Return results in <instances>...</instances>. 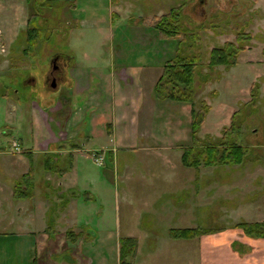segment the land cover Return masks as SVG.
Returning <instances> with one entry per match:
<instances>
[{
  "label": "rangeland",
  "instance_id": "374dc122",
  "mask_svg": "<svg viewBox=\"0 0 264 264\" xmlns=\"http://www.w3.org/2000/svg\"><path fill=\"white\" fill-rule=\"evenodd\" d=\"M150 2L154 4L153 0ZM217 2L221 13L215 16V11L213 12V8H210L215 7L213 5ZM217 2L209 0L207 11L209 10V15L213 14L210 17L211 21L205 25L209 31L225 33L232 38V35L237 34L238 31H235V26L231 25L230 19L234 17L233 14L241 10L239 11L241 21H251L252 26L249 29L255 35L253 43H249L246 49L251 53L249 57L245 56L244 65L239 64L230 69L221 67V72H212L211 76L215 80H212L211 85L218 82L216 85L222 86V80L219 81V78L226 80L228 85H233L227 92L218 89L213 96V94H207V89L203 85V77L209 73L206 68L211 53L209 51L213 46H220V42L214 41V38L207 34L201 36L202 34L197 32L198 35H196V30H193L188 36L189 40L183 44L178 41L167 44L156 43L153 35L154 29L148 31V20L144 12L148 9V16L151 15L149 13L153 10V6L149 2L141 3L140 6L136 0H0V101L2 95H9L14 98V101L21 102L22 107L29 102L34 103L40 110H46V101L56 104L61 100L63 102L67 94L73 95L71 109L75 112L79 109L76 113L80 115L84 112L83 121L69 124L66 130L78 133L77 142L80 148L84 149L86 144L84 150H90L88 151L90 153L85 152L84 154L87 157H78L80 159L77 158L75 162L78 175L84 178L80 180L78 189L82 190L87 185L86 177L105 181V188L111 189L106 193H98L95 202L96 209L89 211L87 217L85 214L79 216V221L97 228L100 231L99 241L102 244H107L108 238L113 239L119 236L126 238L129 228H136L142 232L136 236L144 238L142 240H146L145 238L149 240L142 244L141 257L131 258L132 264H202L200 236L191 240L176 241L171 237V231L182 230L187 225L202 233L214 232L235 224L237 219L235 215H232L233 203L231 202H234L235 194L229 192L234 187L232 185L235 178L232 173L234 166H201L198 170L184 167L179 152L171 153L172 157L169 152L165 151H162L163 155L152 154V157H149L138 151H115V159L113 160L110 154L105 153V163L99 167L92 155L102 151L99 149L106 147L107 141L91 140L87 143L86 136L91 133L90 114L84 104L90 95L87 93L79 96L75 90L73 91L71 85H109L107 82L115 79L117 85H145L139 82L141 74L136 73L135 75L130 72L126 75L124 70L128 68H144L148 71L147 74L151 75L148 84L153 85V81L160 76L167 62L177 61L179 58L188 60L196 58L198 64L194 78V91L197 107H201L200 102L205 101L206 96H210L209 100L214 99L217 103L234 104L237 100L236 93L240 94L241 85H251L253 80L259 81L260 86L264 85V0H217ZM252 3L255 4L254 9H252ZM234 4L236 5L235 10L224 14L230 11ZM112 7L118 9L113 12L114 14L110 12ZM192 14L195 19L207 18L201 14L199 9L193 11ZM217 20H222V22L219 24ZM32 29L36 32L32 38L34 46L30 48L29 34ZM186 34L189 33L182 35ZM194 36H201L200 41L196 40L195 43L192 38ZM178 45L181 51L176 53L174 50ZM61 53L63 54L61 61L67 62L66 81L68 83H60L51 87L46 85L47 74L52 67L53 56ZM140 57L142 60L146 59L148 69L145 68V61L142 63ZM245 65L252 68H246ZM127 76L130 80L126 78ZM31 77L35 78V83L29 82ZM216 85L213 88H216ZM15 91H18V94H15ZM262 94L264 95V90ZM248 97L249 95L245 99ZM251 97L250 95L249 98ZM242 107L239 106V110ZM255 108L256 112H250L246 117L240 142L249 146L262 144L264 148V100L262 95ZM53 116L55 123L53 129L57 132L60 129L65 130V113L56 112ZM28 119L27 117L19 125L16 122H10L12 127L8 130L9 132H6L0 123V147L2 149L13 151L12 143L23 141L24 151L27 150ZM223 122H218L216 125L220 128ZM229 123L231 125V122ZM161 125L164 129L163 134L170 136L171 127L167 121H163ZM216 125L213 122L209 124L208 129H214ZM157 129L160 128L157 127ZM182 137L183 135L180 136ZM200 137L202 138L201 132ZM182 144V147H190L192 140L190 139L188 143L182 142ZM260 153V150L254 149L250 159L258 160ZM164 156H169L173 162L168 163ZM45 162L47 161L42 155L35 157L33 172L37 180L43 173ZM127 162L131 164V183L124 178L125 168L129 166L126 165ZM172 166L176 167L177 171ZM251 171L248 170L249 173ZM172 176L177 177V184L171 186L168 179ZM155 177H161V180L166 182L161 185L163 193L159 195L154 192L156 188L153 186L154 182L145 184L142 181L145 178L152 180ZM208 179L213 180L210 186L207 184ZM11 181V175L0 173V182L10 183ZM157 188L160 187L157 186ZM21 190L23 191L22 188ZM176 190L181 193L179 195L180 202H183L179 204V206L183 205L181 209L186 210L185 206L189 204L190 209L193 210L192 213L189 212L191 217L188 219H185L184 215L181 216V212L171 210V194L172 191L175 194ZM80 198L82 199L80 201H83L88 197L84 193ZM145 199L149 200V209L155 213L153 214L155 216L134 215L135 212L143 213L145 207L142 204ZM87 201L89 202V199ZM73 219L75 218L70 216L65 224L70 226ZM130 219L135 223L128 225ZM184 219L187 223L183 222ZM143 222L146 227H139ZM67 225L61 222L60 227L66 228ZM107 231H112V233L109 234ZM83 252L92 253L91 249H85ZM94 252L106 258L107 264H117V259L111 254L109 248Z\"/></svg>",
  "mask_w": 264,
  "mask_h": 264
},
{
  "label": "crops",
  "instance_id": "0c3cea01",
  "mask_svg": "<svg viewBox=\"0 0 264 264\" xmlns=\"http://www.w3.org/2000/svg\"><path fill=\"white\" fill-rule=\"evenodd\" d=\"M136 1L140 6L141 3H151V0ZM188 1L153 0L154 4L151 3L153 10L149 13L152 16H148V9L144 8L145 17L148 20V31L154 29L153 35L156 43L167 44L168 42L178 41L183 44L189 40L188 36L193 30H196V35L199 32L202 34L201 36H204V34L212 36L214 41L220 42V46L228 42H235L236 34L229 38L225 33L211 32L206 28L205 25L211 21L210 17L213 15H209V10L207 11L209 0H190V3ZM214 1L217 2V0ZM216 4L214 3L213 6L215 7L210 9L213 8L212 11L216 13L214 15L218 16L221 9L218 6L219 3ZM251 6L254 9L255 4L252 3ZM235 7L234 4L230 11L224 12V14L232 13ZM196 9H199L201 14L207 18L203 17V20L195 19L192 12ZM116 10L118 9L112 7L110 9L111 14ZM239 11L232 15L234 17L230 19L231 25L235 26V31H245L253 37L255 34L249 29L252 26L251 21H241L242 17H240L241 13ZM168 15L171 20L176 22L177 26H184L183 30H186V32H182L175 37L164 35L156 27V24L162 17ZM112 16L114 17V15ZM113 17L112 19H114ZM141 19L144 20V17L141 16ZM217 21L219 24L222 22V20ZM185 33L189 34L182 35ZM201 36L192 38L196 43V40L200 41ZM220 46L211 47L209 52ZM174 51L176 53L181 51L179 45ZM250 53L247 50L242 53L237 65H244L243 60L245 56L249 57ZM140 59L142 63L146 60H142L141 57ZM144 65L145 68H149L146 61ZM160 66H163V64H160ZM245 66L246 68H252L248 65ZM220 68H216L214 72H221L222 69ZM124 72L126 75L130 72L135 75H137L136 73L141 74V81L139 80V82L145 85H117L116 79L108 81L107 84L109 85H71L73 91L75 90L79 96L87 93L90 95L84 104L90 114L89 128L91 133L86 136L87 143L91 140L107 141V146H103L99 150L110 154L113 160L116 157V152L119 151H138L149 157H152V154L163 155L162 151L169 152V154L179 152L182 157L183 149L186 148L182 147V142L188 143L191 139L192 106L158 97L156 87L164 69L162 73L159 72L160 76L153 81V85L148 84L151 75H148V71L144 68H128ZM126 78L130 80L128 76ZM221 80L222 86L216 85L218 82L211 85L212 81L204 85L207 94L215 96L218 89L227 92L228 89L232 88L233 85H228L226 80L219 78V81ZM258 82L253 80L251 85H241L240 94L236 93L237 100L234 104L229 102L217 103L214 99L209 100L210 96H206L205 102L210 107V111L201 129L202 138L211 136L220 139L223 130L230 126L229 122H232L234 115L240 111L239 106H244L252 100V97L249 98L251 90L253 85ZM214 85H216V88H213ZM244 90H246V93H244ZM263 90L264 85H261L260 91L264 100ZM15 94H18V91H15ZM248 95V99H245ZM1 97L0 123H2V127L5 128L6 132L12 127L10 122H16L19 125L27 117L29 118V126L27 130V150L24 151L23 141H14L20 145V153L0 147V173L12 177L10 183L0 182V264H107L108 260L94 251L108 250V248L111 254L116 257L117 264H119L120 241L123 237L108 238V243L102 244L99 241L100 231L88 223L80 222L78 218L84 214L87 217L89 211L96 209L95 202L98 193H106L111 189L105 188V181H98L93 177H86L87 185L82 190L78 189L80 180H84V178L78 175L75 162L78 157H87L84 154L90 150H84L86 144L84 149L80 148L79 142H77L78 133L66 130L69 124L83 121L84 112L80 115L76 113L79 109L76 112L71 109L73 95L67 94L63 102L61 100L56 104L46 101V110H40L34 103L29 102L22 107L21 102L14 101V98L9 95H2ZM56 112L65 113V130L60 129L57 132L53 129V126H55L53 115ZM165 120L171 127L170 136L163 134L164 129L161 123ZM222 121H224V124L219 128L216 123ZM213 122H215L216 127L208 129L209 124ZM157 127L160 129H157ZM174 133L176 134L174 135ZM181 135H183L182 138H180ZM254 146V149L261 151L258 160L251 159L248 163L236 165L232 171L235 177L232 182L234 187L229 192L235 194L234 202H231L233 203L232 215H235L237 221L234 222L233 226L224 228L221 231L207 232L200 236L202 264H264V239L247 237L242 230L234 228L236 224L241 222H264V148L261 145ZM41 155L47 162L44 164L43 173L37 180L34 176L33 167L35 157ZM170 157H172V154ZM164 158L168 163L171 161L169 156H164ZM126 165L129 166L125 168L124 178L128 183H131V164L127 162ZM172 167L177 171L176 167ZM249 169L252 170L250 173L248 172ZM146 177L148 178V176ZM220 180L223 181L221 177ZM142 181L145 184L154 182L153 186L156 187L154 192L158 195L162 192L161 185L166 184L161 180V177H155L152 180L145 178ZM212 181L208 179L207 184L212 185ZM168 183L171 186L177 184V177L172 176L168 179ZM157 186L160 188H157ZM18 188L23 189V194L19 197L15 193ZM84 193L89 202L87 200L80 201L82 200L80 197ZM180 194L179 190H176L175 194L172 191L171 210L181 212L180 215H184L185 219H188L191 217L189 212L192 213L193 210L190 209L189 204L185 206L186 210L181 209L183 205L179 206V204L183 202H180ZM235 201L236 204L234 205ZM228 203H230L229 200ZM142 205L145 207L143 213L135 212L134 215L155 216L153 215L155 213L149 209L150 202L148 199L143 200ZM50 212L56 218V224L53 228H49L48 225ZM70 216L75 219L68 226L65 223ZM61 222L67 225L66 228L60 227ZM132 222L135 223L130 219L128 225ZM185 222L187 223V221ZM140 226L146 227L144 222L140 223ZM184 227L186 228L182 229H195L187 225ZM107 233L110 234L112 231H107ZM126 233V238H136L138 240L137 258L143 250L142 244L149 239L142 240L144 238L136 236V234L142 233L136 228H129ZM234 242L242 244L240 248L242 253L234 251ZM85 249H91L92 253H84Z\"/></svg>",
  "mask_w": 264,
  "mask_h": 264
},
{
  "label": "trees",
  "instance_id": "16d2710c",
  "mask_svg": "<svg viewBox=\"0 0 264 264\" xmlns=\"http://www.w3.org/2000/svg\"><path fill=\"white\" fill-rule=\"evenodd\" d=\"M156 27L167 37H175L182 32H186V30H183L184 26H177L176 22L169 18V15L162 17L157 22ZM35 32L36 30L32 29L29 34L31 38L30 48L34 46L32 38L35 36ZM252 41V35L245 31H238L235 42H229L224 46L214 48L210 53L209 61L206 65L209 73L204 75L203 85L215 80L211 74L216 68L224 67L225 69H230L237 66L239 57L246 51L249 43H252ZM197 64L198 60L196 58L190 60L179 58L177 61L167 62L156 87L158 97H163L178 103L190 104L192 106V122L190 125L192 145L185 148L183 151V166L186 168L199 169L201 166H236L248 163L251 160L250 158L254 152V148L253 146L243 145L242 142H240V137L242 127L246 124V117L250 112H256L255 107L258 105L261 97V86L258 83L253 85L251 90L252 100L234 115L230 127L223 130L220 139H215L211 136L201 138L200 132L206 120V116L210 111V107L203 101L200 102L201 107L198 108L195 102L194 78ZM241 113L245 115H241ZM15 193L19 197L23 194V191L21 188H18ZM49 214L48 225L49 228H53L56 224V218L51 212ZM234 228L242 230L247 237L264 239V222H241L236 224ZM200 232L201 231L197 229L172 230L171 237L176 240H191L196 236L207 233ZM137 245V239H121L120 264H132L131 258L136 256ZM241 247L242 244L239 242L233 243L234 251L242 253V250L240 251Z\"/></svg>",
  "mask_w": 264,
  "mask_h": 264
},
{
  "label": "flooded vegetation",
  "instance_id": "af4514ba",
  "mask_svg": "<svg viewBox=\"0 0 264 264\" xmlns=\"http://www.w3.org/2000/svg\"><path fill=\"white\" fill-rule=\"evenodd\" d=\"M62 56H63L62 53L56 54L53 56L54 59L51 63L52 67L47 74L46 85H50L52 87L54 85H59L60 83H65V84L68 83V81H66L67 80V77H66V63L67 62L64 63V61H61ZM29 80H30L29 82L33 81L35 83L34 77H31Z\"/></svg>",
  "mask_w": 264,
  "mask_h": 264
},
{
  "label": "built area",
  "instance_id": "2783aa9c",
  "mask_svg": "<svg viewBox=\"0 0 264 264\" xmlns=\"http://www.w3.org/2000/svg\"><path fill=\"white\" fill-rule=\"evenodd\" d=\"M4 51V50H3ZM12 149L15 153L21 152V147L17 142H14L12 145ZM93 160L99 167H102L105 163V154L103 152H95L93 153Z\"/></svg>",
  "mask_w": 264,
  "mask_h": 264
}]
</instances>
